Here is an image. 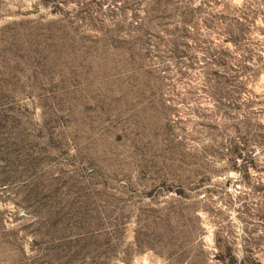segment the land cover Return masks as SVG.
<instances>
[{
  "label": "rangeland",
  "instance_id": "374dc122",
  "mask_svg": "<svg viewBox=\"0 0 264 264\" xmlns=\"http://www.w3.org/2000/svg\"><path fill=\"white\" fill-rule=\"evenodd\" d=\"M175 1L183 54L126 0H0V264H264V0Z\"/></svg>",
  "mask_w": 264,
  "mask_h": 264
},
{
  "label": "trees",
  "instance_id": "16d2710c",
  "mask_svg": "<svg viewBox=\"0 0 264 264\" xmlns=\"http://www.w3.org/2000/svg\"><path fill=\"white\" fill-rule=\"evenodd\" d=\"M126 9L120 17L119 23L126 26L127 29H134V41L140 47H146L148 44H151L154 41V37H157L153 30H156L158 33L164 31L171 35L170 40L172 42L173 52L175 53H184L181 51V46L187 45L184 41L186 38V31L188 30V23L191 22V19L188 18L186 13H181V17L176 19V12L181 7L178 1L175 0H126ZM133 5V6H132ZM133 7H136L138 10H144L146 16L144 20L146 22H140L135 25L134 17L129 13ZM240 20H235V26L232 31V40L234 42H240L244 36V24L239 22ZM169 26H171L169 28ZM158 38V37H157ZM165 40V39H164ZM177 195L180 198H183V193L178 192ZM199 219V217H197ZM167 235L164 237L160 235V251L158 252L161 256L166 255L168 258L175 257L177 260H181L182 257L177 255L178 250L189 246L193 241V227L191 223L187 220H184L182 215H174L173 217L167 219ZM216 244L219 245L220 240H215ZM165 252V253H164ZM219 260L226 261V256L219 257ZM234 258H230L229 264H234Z\"/></svg>",
  "mask_w": 264,
  "mask_h": 264
}]
</instances>
